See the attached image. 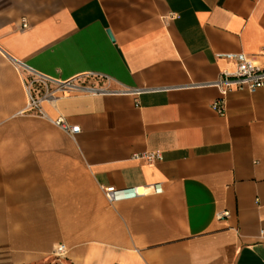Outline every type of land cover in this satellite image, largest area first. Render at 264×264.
<instances>
[{"label": "crops", "instance_id": "crops-1", "mask_svg": "<svg viewBox=\"0 0 264 264\" xmlns=\"http://www.w3.org/2000/svg\"><path fill=\"white\" fill-rule=\"evenodd\" d=\"M225 54L264 68V0H0V264H264V88L222 96ZM16 63L115 93L24 114Z\"/></svg>", "mask_w": 264, "mask_h": 264}, {"label": "built area", "instance_id": "built-area-1", "mask_svg": "<svg viewBox=\"0 0 264 264\" xmlns=\"http://www.w3.org/2000/svg\"><path fill=\"white\" fill-rule=\"evenodd\" d=\"M23 28H26V26L23 25ZM219 58L235 65L233 72L221 73L219 79L213 85L219 90L222 96L231 91L254 93L264 88V68L258 66L250 58L244 54H225L220 55ZM16 66L26 73V76L23 77V85L27 98V105L23 111L24 114L43 118L42 103L45 101H54L59 95L65 93H78L93 96L115 93L110 89L109 79L102 75L89 74L70 81L59 82L36 74L26 69L21 63H16ZM144 92H147V90H135L129 92V94L138 96ZM221 104L222 102L220 101L213 103L211 106L219 115H223L224 112ZM52 124L70 137H74L80 132L78 127L68 126L63 119H57L52 122ZM135 159L151 165L161 161L162 157L158 153H146L135 156ZM152 191L155 194H160L162 192L160 185L153 186ZM103 192L109 203L135 199L144 194V191L138 189L115 190L114 188H108ZM227 216V213L221 215V217ZM64 252V248L59 247L54 251V255L59 257L63 255Z\"/></svg>", "mask_w": 264, "mask_h": 264}, {"label": "water", "instance_id": "water-1", "mask_svg": "<svg viewBox=\"0 0 264 264\" xmlns=\"http://www.w3.org/2000/svg\"><path fill=\"white\" fill-rule=\"evenodd\" d=\"M107 35H108L109 39H110L111 41H113L112 35H111V33H110L109 31H107Z\"/></svg>", "mask_w": 264, "mask_h": 264}]
</instances>
